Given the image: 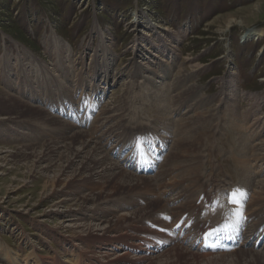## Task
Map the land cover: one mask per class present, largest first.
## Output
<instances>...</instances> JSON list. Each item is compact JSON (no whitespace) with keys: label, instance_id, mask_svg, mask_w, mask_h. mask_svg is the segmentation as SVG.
I'll list each match as a JSON object with an SVG mask.
<instances>
[{"label":"rangeland","instance_id":"obj_1","mask_svg":"<svg viewBox=\"0 0 264 264\" xmlns=\"http://www.w3.org/2000/svg\"><path fill=\"white\" fill-rule=\"evenodd\" d=\"M249 30L260 36L246 35ZM11 98L25 108L6 105ZM0 99V264H105L84 252L88 234L102 233L107 236L92 240L97 253L114 246L121 252L125 243L110 239L126 233L137 238L128 246L160 249L149 264L163 263L168 254L161 249L174 243L224 254L223 264H249L250 255L235 254L245 227L254 230L249 242L255 249L263 246L264 205L259 216H246L247 168L238 159L249 145V153H257L264 140V0H0ZM36 106L58 119L44 121ZM104 108L115 128L123 121L127 126L104 133L103 145L112 161L136 151L125 166L133 176H107L102 188L77 181L87 149L64 176L60 155L50 163L36 160L41 145L88 128ZM178 124L185 126L182 133L174 130ZM195 136L197 146L188 152L177 147L176 159L167 161L175 139ZM141 153L150 162L147 173L135 168ZM158 170L164 184L150 189L140 177ZM254 172L252 183L264 179ZM182 187L186 193L177 200ZM234 193L238 204L229 201ZM81 196L94 200L83 205ZM166 200L190 203L163 213ZM222 221L234 227L236 247L208 252L193 246L190 237L197 240ZM142 227L174 241L166 245Z\"/></svg>","mask_w":264,"mask_h":264},{"label":"bare ground","instance_id":"obj_2","mask_svg":"<svg viewBox=\"0 0 264 264\" xmlns=\"http://www.w3.org/2000/svg\"><path fill=\"white\" fill-rule=\"evenodd\" d=\"M246 35H249L251 37L255 36V37H259L260 36V32L258 31H253V30H249L246 32ZM62 45V44H61ZM152 77V76H151ZM183 93V92H182ZM181 93V94H182ZM181 94L178 96L176 95V99L177 97H180ZM186 94V93H185ZM12 95V94H11ZM14 97V96H13ZM12 97V98H13ZM11 98V100H12ZM8 99V97H7ZM1 100V99H0ZM9 99V101L5 100V104L7 105V103H10L13 104H17V106L21 107L24 106L25 108V105H23V103L21 102V100H16L14 98V100L11 101ZM54 100V99H53ZM2 101V100H1ZM261 101L262 99L260 100V103L258 104H261ZM172 102V101H171ZM3 103V102H2ZM1 105V104H0ZM4 105V104H3ZM172 108L173 107H176L178 108V106H180V103H176V104H173L171 105ZM1 107V106H0ZM8 107V106H7ZM14 107V105H13ZM16 107V105H15ZM32 107V106H31ZM37 109L39 112H40V108L38 106H36ZM27 108V107H26ZM171 108V110H172ZM32 109V108H31ZM43 109V108H42ZM2 110H5V109H2ZM33 110V109H32ZM7 111V110H6ZM13 111V109H12ZM17 111V110H16ZM22 111V110H20ZM27 111H30V110H26V113ZM9 112V111H8ZM31 112V111H30ZM29 112V113H30ZM7 113V112H6ZM20 113V112H19ZM24 113V112H23ZM33 113V112H32ZM31 113V114H32ZM38 113V112H36ZM42 115H43V118H44V121L47 120L50 122V120L52 121H56L58 118L51 115L50 113L48 112H40ZM108 113H110V110H107V109H102L101 110V113L95 117V119L93 120V122L90 124V126L88 128H84V129H81L79 128V130H76V132H74L75 134L74 135H68V134H65V135H62V137L58 140V138L56 140H50L46 143H44L43 145H41V148H40V151H38V154L37 156L35 157L36 160H38V162H48L50 163L52 160H53V157L55 155H60L58 156L61 160L63 158V166H61L62 168L60 169L59 171V176H64L66 173V170L68 168H70L71 165H73V162L74 160L76 159V157L79 156V153L82 152L84 149H87V154L88 156L85 158L86 161H83L82 164L80 162V167H77L78 168V172L76 173V177H78L77 181H83V182H92L91 183V186H93L94 188H102V185L104 183H106L104 180L106 179V177L108 176H113L115 177L116 175L120 176V175H131L133 176L134 173H130L128 172L127 170H125V166H129L131 165L132 163V160L135 158V154H136V151L135 152H130L129 154H125V156H123V160L122 161H112L111 159H109V155L107 154L108 151H106V148H105V143H103V134L104 133H112V131L114 132H117L116 129L118 128H123L125 129V126H127L124 121L123 123H120L118 127L115 128L114 125H112L111 123V118H112V115H108ZM14 114V113H13ZM29 114V115H31ZM35 114V113H33ZM5 115V114H4ZM36 115V114H35ZM5 116H8V115H5ZM11 116V115H10ZM32 116V115H31ZM101 116V117H100ZM33 117V116H32ZM38 117V116H37ZM30 118V117H29ZM39 119V118H38ZM41 120V119H39ZM98 120H101L102 122L100 124H95ZM178 120V119H177ZM43 121V120H42ZM46 121V122H47ZM35 122V120H34ZM41 122V121H40ZM39 122V123H40ZM44 122V124L46 123ZM185 122V121H184ZM37 123V121H36ZM42 123V122H41ZM60 123V122H58ZM62 123V122H61ZM60 123V124H61ZM66 123V122H65ZM108 124V125H107ZM47 125V124H45ZM73 125V124H72ZM71 125V126H72ZM180 124H178L179 126ZM183 125V123H182ZM51 126V125H50ZM68 126V125H67ZM71 126H69V129H71ZM107 126V127H106ZM158 126V125H157ZM176 126L175 127V131L177 133H182V131H184V127L183 129L182 126L178 127ZM64 127V126H62ZM74 127V125L72 126ZM59 128V127H58ZM57 128V129H58ZM75 128V127H74ZM61 129V128H60ZM98 135L96 136H93L95 133H98ZM173 133V132H172ZM105 135V134H104ZM108 135V134H107ZM70 136V137H69ZM109 136V135H108ZM106 137V136H105ZM165 137V136H164ZM200 137V136H199ZM110 138V137H109ZM189 139L186 140V138H177L173 141V145L176 147L175 148V151L172 149L168 152L167 154V161H168V158L171 159H176V153L178 154L179 151H176L178 149H187L189 147H194V146H197L196 144L198 143L199 138L197 136L195 137H188ZM108 140V139H107ZM78 143V144H77ZM77 144L78 145V148H73V146ZM254 145H249L246 149L244 148L245 150V155H244V158L242 160H239V162H243L244 164L243 165H246L245 170H247L246 172V177L248 178L247 181H245V190H247V192L250 194L249 196V199L244 201V207H245V211L246 212V216L248 217H257L259 216V212L262 210L261 209V206L264 205V179L262 180H258L256 181L255 183L251 182L252 180V177H251V174L250 173H253L254 171H258L257 175L262 173L264 174V169L261 167V164L262 162L264 161V140L263 141H260L259 143H257V147H258V152L256 153L254 151V155H251L249 152H250V149H252L253 151V147ZM27 147V146H26ZM178 147V149H177ZM31 149L34 150V146L31 145L30 147ZM174 148V147H173ZM255 148H256V145H255ZM27 149V148H26ZM38 149V148H37ZM63 149V150H62ZM185 149V150H186ZM36 150V149H35ZM189 150V149H188ZM188 150H186L188 152ZM195 150V149H194ZM193 150V151H194ZM61 151L66 154V157L64 158L63 156H61ZM184 151V150H183ZM32 152V151H31ZM34 152V151H33ZM181 152V151H180ZM185 152V151H184ZM190 154V153H189ZM192 154V153H191ZM28 155V154H27ZM63 155V154H62ZM180 155V154H179ZM183 155V154H182ZM186 155V154H185ZM183 155V156H185ZM196 155V154H195ZM259 155V156H258ZM181 156V157H183ZM187 156V155H186ZM251 156V157H250ZM254 162V166L252 168V165H250L247 161L246 158H249ZM178 158V157H177ZM171 162V161H170ZM261 163V164H260ZM166 163L164 162L163 164H161V166L165 165ZM46 166L48 167V165L46 164ZM136 167V170H140V167L139 165H135ZM160 166V167H161ZM172 166V165H171ZM72 167V166H71ZM173 168V167H172ZM178 168V167H177ZM250 169H253L252 172L250 171ZM69 170V169H68ZM73 171V170H72ZM250 171V172H249ZM171 172V171H170ZM69 173V172H68ZM255 173V172H254ZM74 174V173H73ZM164 173H162L160 170H158V173H157V176H153V177H149V176H145V177H140V179H143L144 181H146V185L148 184V186L150 187H157V186H161L163 185V178L165 175H163ZM58 176V175H57ZM58 176V177H59ZM71 176V175H70ZM138 176V175H137ZM66 177V176H65ZM107 177V178H108ZM63 178V177H62ZM98 180L96 181L95 180ZM111 178V177H110ZM118 178V177H117ZM132 178V177H131ZM59 180V178H57ZM56 179V180H57ZM113 180V179H112ZM68 181V180H67ZM71 181V180H70ZM107 181V180H106ZM110 181V180H109ZM125 181V180H124ZM119 182L121 183V181L119 180ZM59 183V182H58ZM63 183V182H62ZM72 183V181H71ZM140 183V182H138ZM81 184V183H79ZM114 184V183H113ZM129 184V183H128ZM64 185V184H63ZM68 186V185H67ZM121 186V185H120ZM123 186V185H122ZM136 186V185H135ZM173 186V185H172ZM170 185V187H172ZM138 187V186H137ZM66 188V186H65ZM135 188V187H134ZM141 188V187H140ZM159 188V187H158ZM189 188H191V186H189ZM188 188V189H189ZM73 189V188H72ZM148 189V188H147ZM176 188H172V191L174 192ZM63 190V189H62ZM67 190V188H66ZM104 190V189H103ZM132 190V189H131ZM162 190V189H161ZM186 188H181V192L178 191L176 193V199L178 200V198L180 199V196L185 194ZM183 191V192H182ZM71 193V192H70ZM102 195V194H101ZM107 195V194H106ZM109 195V193H108ZM67 196V195H66ZM68 198V197H67ZM103 198V197H102ZM60 199V198H59ZM81 199H82V204H86L88 205V203L90 201H93L91 200L90 198L88 197H84V196H81ZM160 199V198H159ZM172 199V198H171ZM64 200V199H61V201ZM80 200V199H79ZM99 200V199H98ZM104 200V199H103ZM59 201V200H58ZM57 201V202H58ZM59 201V202H61ZM70 201V200H69ZM75 201V200H74ZM77 201V200H76ZM159 200H157L158 202ZM81 202V200L79 201ZM156 202V203H157ZM170 200H166L164 201L162 207H160L162 212H169V213H174V212H180L182 211L183 209H185L186 207L189 206V203L190 202H184L182 204H179L175 201H172V204L170 205ZM66 203V202H65ZM76 203V202H75ZM74 203V204H75ZM93 203V202H92ZM57 204V203H56ZM73 204V203H72ZM81 204V205H82ZM95 204V203H94ZM60 205V204H59ZM82 205V206H83ZM71 206V205H70ZM78 206V205H76ZM96 206V205H95ZM66 207V206H65ZM73 207V206H72ZM93 207V206H92ZM80 208V207H79ZM96 208V207H95ZM67 209V208H66ZM70 209V208H69ZM84 209V208H83ZM78 210H82V209H78ZM76 211V210H75ZM88 211V210H86ZM90 211V210H89ZM93 210L90 211V213H94L92 212ZM147 211V210H146ZM77 212V211H76ZM82 213V211H80ZM144 212V211H143ZM155 212V211H154ZM163 212V213H164ZM81 213H75L74 215L77 217L76 220H81L79 219L78 215ZM148 213V212H147ZM83 214V213H82ZM86 214V213H85ZM97 214V213H96ZM133 214V213H132ZM136 214V213H135ZM139 215V214H138ZM91 218H95L96 220L98 221H101V215L100 216H97V215H93L91 216V214L89 215ZM123 216V215H122ZM129 217H131L129 215ZM134 217V216H133ZM137 217V216H136ZM117 218V217H116ZM245 218V217H244ZM112 219V218H111ZM130 219V218H129ZM132 219V218H131ZM261 219V218H260ZM102 222V221H101ZM123 222V221H122ZM157 222L161 225H166L165 223H163V220L162 219H157ZM197 223V222H196ZM196 223L192 226L193 227V230L192 232H195L196 236H198V228H197V225ZM114 224V223H113ZM131 224V223H130ZM157 224V223H156ZM81 225V224H80ZM109 225V224H108ZM122 225V223H121ZM209 225V224H208ZM79 226V225H78ZM99 226V225H98ZM111 226V225H110ZM117 226V225H116ZM115 226V227H116ZM120 226V225H119ZM118 226V227H119ZM211 226V225H209ZM255 226V225H253ZM90 227V226H89ZM143 231L145 234L147 235H152V234H158L156 238H158L161 242L165 243L166 245H168V243H171V241L173 242L174 238H169L165 235V233H155V231L147 228V227H142ZM140 228V230H142ZM98 230V229H97ZM102 230V229H101ZM107 231V230H106ZM103 232V231H102ZM103 236L100 237V236H95V235H90L88 234V238L89 239V245H88V248L89 249H86V253H89L90 256H93V257H100L103 259V262H105V264H141L143 262H146V264H149L150 263V260L153 259L156 251H159L160 249L155 245V247H157L158 249L157 250H154V249H146V248H143L141 247L140 243H134V244H129L130 246H128L126 244V241L128 240H131L132 242L135 241V239L137 240V238L133 235V236H130L126 233L124 234H121L120 236L119 235H116L115 237H113L112 239H110L111 243H120L121 245L124 244L126 246V248L124 247L123 250L121 252H117V251H114V247H111V248H106L105 250H103L102 252H104L105 254H102V252L100 253H97L96 251H94L92 249V247L94 246L93 243H92V240L100 237L101 238H105L107 236V233H102ZM101 234V235H102ZM254 234V230L250 227H245L244 228V239L241 241V246L238 248V250L236 251L238 256L241 255V256H251L252 259H250L249 261V264H257L259 263V260L258 259H261L262 262L264 263V243H263V246L261 244V246H259L260 248L258 250L255 249L254 247V244L250 243L249 242V239L250 237ZM262 234H264V232H262ZM100 235V233H99ZM74 237H78L79 239H82V237L84 238V236L80 235V236H74ZM86 237V236H85ZM190 239H192L194 241L193 243V246H197L199 248H202L201 247V242L200 243H196V239L194 237H190ZM143 242H146L144 239H141ZM157 240V239H156ZM153 241V240H151ZM155 241V240H154ZM110 243V244H111ZM120 244L118 246H116L117 248H119ZM153 244V242H152ZM123 245V246H124ZM92 246V247H91ZM91 247V248H90ZM127 249H129V251H131L132 249H135V250H140L142 251V254H131L132 252H129ZM203 249V248H202ZM163 250L161 254L165 253V254H168L167 255V258L164 260L163 263L161 264H223L224 262V257L226 255H210L208 253H200L199 251H196V250H191V247L188 246V245H185V244H180V243H174L173 245L171 246H167V248H164L161 249ZM135 252V251H134ZM137 252V251H136ZM160 255V254H159ZM158 256V255H157ZM156 257V256H155ZM163 257V256H162ZM244 258V257H243ZM14 259V258H13ZM246 259V258H245ZM237 260V259H236ZM245 261V260H244ZM256 261V262H255ZM243 262V261H241ZM232 264H238L237 261H233Z\"/></svg>","mask_w":264,"mask_h":264},{"label":"snow or ice","instance_id":"obj_3","mask_svg":"<svg viewBox=\"0 0 264 264\" xmlns=\"http://www.w3.org/2000/svg\"><path fill=\"white\" fill-rule=\"evenodd\" d=\"M231 202L232 203H239V201L235 198V193L233 194V197L231 198ZM238 211V214L242 216V212H240L239 210ZM210 235V234H209ZM209 247H213L214 245H208Z\"/></svg>","mask_w":264,"mask_h":264}]
</instances>
